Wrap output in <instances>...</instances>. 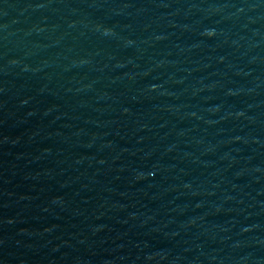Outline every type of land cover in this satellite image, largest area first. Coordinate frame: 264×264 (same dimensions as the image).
I'll return each mask as SVG.
<instances>
[{
  "label": "water",
  "instance_id": "1",
  "mask_svg": "<svg viewBox=\"0 0 264 264\" xmlns=\"http://www.w3.org/2000/svg\"><path fill=\"white\" fill-rule=\"evenodd\" d=\"M0 264H264V0H0Z\"/></svg>",
  "mask_w": 264,
  "mask_h": 264
}]
</instances>
